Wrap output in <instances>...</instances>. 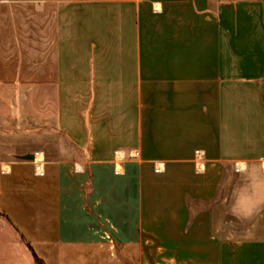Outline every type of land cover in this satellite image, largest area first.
Masks as SVG:
<instances>
[{
	"label": "crops",
	"instance_id": "1",
	"mask_svg": "<svg viewBox=\"0 0 264 264\" xmlns=\"http://www.w3.org/2000/svg\"><path fill=\"white\" fill-rule=\"evenodd\" d=\"M263 164L264 0H0V264H264Z\"/></svg>",
	"mask_w": 264,
	"mask_h": 264
},
{
	"label": "rangeland",
	"instance_id": "2",
	"mask_svg": "<svg viewBox=\"0 0 264 264\" xmlns=\"http://www.w3.org/2000/svg\"><path fill=\"white\" fill-rule=\"evenodd\" d=\"M7 264H33V259H31L29 256L27 257V255L23 254L20 258V261H17V262H15V260L9 261V262H7Z\"/></svg>",
	"mask_w": 264,
	"mask_h": 264
},
{
	"label": "clouds",
	"instance_id": "3",
	"mask_svg": "<svg viewBox=\"0 0 264 264\" xmlns=\"http://www.w3.org/2000/svg\"><path fill=\"white\" fill-rule=\"evenodd\" d=\"M241 214H243V215H247V214H248V212H243V213H241Z\"/></svg>",
	"mask_w": 264,
	"mask_h": 264
},
{
	"label": "built area",
	"instance_id": "4",
	"mask_svg": "<svg viewBox=\"0 0 264 264\" xmlns=\"http://www.w3.org/2000/svg\"><path fill=\"white\" fill-rule=\"evenodd\" d=\"M263 167H264V164H263Z\"/></svg>",
	"mask_w": 264,
	"mask_h": 264
}]
</instances>
